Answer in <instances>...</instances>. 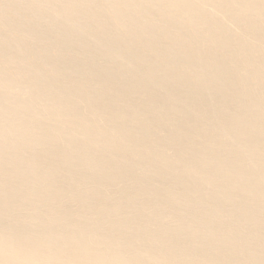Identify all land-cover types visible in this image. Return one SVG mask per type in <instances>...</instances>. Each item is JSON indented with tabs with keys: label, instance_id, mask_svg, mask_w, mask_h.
<instances>
[{
	"label": "bare ground",
	"instance_id": "bare-ground-1",
	"mask_svg": "<svg viewBox=\"0 0 264 264\" xmlns=\"http://www.w3.org/2000/svg\"><path fill=\"white\" fill-rule=\"evenodd\" d=\"M0 264H264V0H0Z\"/></svg>",
	"mask_w": 264,
	"mask_h": 264
}]
</instances>
